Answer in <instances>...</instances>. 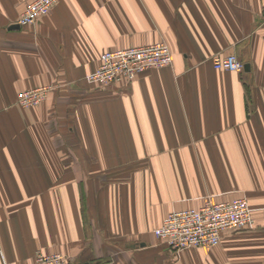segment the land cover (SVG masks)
Wrapping results in <instances>:
<instances>
[{
  "label": "crops",
  "instance_id": "crops-1",
  "mask_svg": "<svg viewBox=\"0 0 264 264\" xmlns=\"http://www.w3.org/2000/svg\"><path fill=\"white\" fill-rule=\"evenodd\" d=\"M32 1L0 0V264H264V0H58L19 26ZM160 42L170 67L88 82L105 52ZM231 54L249 71L214 68ZM240 197L255 226L216 248L176 256L154 234Z\"/></svg>",
  "mask_w": 264,
  "mask_h": 264
},
{
  "label": "built area",
  "instance_id": "built-area-1",
  "mask_svg": "<svg viewBox=\"0 0 264 264\" xmlns=\"http://www.w3.org/2000/svg\"><path fill=\"white\" fill-rule=\"evenodd\" d=\"M58 0H34L28 3L18 20L22 27L35 25L40 18L48 15ZM264 20V7L262 9ZM172 65L170 48L164 42L142 47H131L108 51L102 54L98 68L87 80L97 86L131 83L140 74ZM216 70L242 73L245 64L236 56H217L213 58ZM52 86L21 93L17 105L29 109L40 106L46 101ZM255 219L250 204L245 197L231 202L217 203L206 199L198 209L175 211L169 214L164 224L154 230L155 236L177 256L191 248L212 249L221 244L222 236L228 231L254 228ZM70 259L60 253L45 254L38 252L32 264H69Z\"/></svg>",
  "mask_w": 264,
  "mask_h": 264
},
{
  "label": "water",
  "instance_id": "water-1",
  "mask_svg": "<svg viewBox=\"0 0 264 264\" xmlns=\"http://www.w3.org/2000/svg\"><path fill=\"white\" fill-rule=\"evenodd\" d=\"M16 27H18V25L17 26H13L11 29H13V28H16ZM249 65H245V71H249ZM83 264H90V263H83Z\"/></svg>",
  "mask_w": 264,
  "mask_h": 264
},
{
  "label": "rangeland",
  "instance_id": "rangeland-1",
  "mask_svg": "<svg viewBox=\"0 0 264 264\" xmlns=\"http://www.w3.org/2000/svg\"><path fill=\"white\" fill-rule=\"evenodd\" d=\"M22 108V107H21Z\"/></svg>",
  "mask_w": 264,
  "mask_h": 264
},
{
  "label": "trees",
  "instance_id": "trees-1",
  "mask_svg": "<svg viewBox=\"0 0 264 264\" xmlns=\"http://www.w3.org/2000/svg\"><path fill=\"white\" fill-rule=\"evenodd\" d=\"M245 71V70H244Z\"/></svg>",
  "mask_w": 264,
  "mask_h": 264
}]
</instances>
